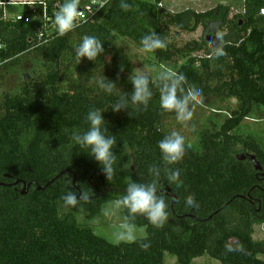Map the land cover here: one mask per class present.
Wrapping results in <instances>:
<instances>
[{
	"label": "trees",
	"instance_id": "trees-1",
	"mask_svg": "<svg viewBox=\"0 0 264 264\" xmlns=\"http://www.w3.org/2000/svg\"><path fill=\"white\" fill-rule=\"evenodd\" d=\"M165 1L126 0L130 7L124 10L121 0H110L92 22L34 50L28 42L35 33L32 24L3 29L7 47L0 60L12 59L0 72L14 70L25 58L42 63L43 71L21 72L19 91L0 99V264H167V255L175 264L201 258L264 264V239L255 232L264 228V149L253 136L238 133L254 109L264 107V17L259 15L264 0H243V12L232 17L229 3L200 13H172ZM85 2L80 0V6ZM199 27L204 34L216 27L218 51L204 37L186 44L191 57L176 73L184 75L185 90L199 87L206 98L236 104L220 126L199 133L195 146L186 143L176 161L178 187L167 180L163 169L172 166L164 164L158 148L168 135L164 118L175 112L160 107L158 78L148 77L153 95L147 107L131 103L133 86L124 77L129 62L114 43L123 37L143 47L144 36H158L166 46L152 53L166 64L177 51L167 29L191 34ZM85 36L96 37L104 47L93 61L76 55ZM224 69L229 75L223 78ZM97 75L115 83L111 94L96 82L87 83ZM215 79L212 87L209 81ZM121 102L126 109L113 112ZM94 109L104 111L105 134L116 140L111 179L87 149L71 141L72 131L88 129L86 116ZM152 166L162 170L157 196L165 200L164 222L154 226L136 215L130 222L145 228L146 237L131 243L111 244L96 236L92 223L104 219L102 209L123 196L129 182L152 183ZM68 192L77 195L75 207L64 204ZM189 196L192 206L186 204ZM80 214L89 222H79ZM127 215L124 209L113 221L122 223Z\"/></svg>",
	"mask_w": 264,
	"mask_h": 264
},
{
	"label": "clouds",
	"instance_id": "clouds-1",
	"mask_svg": "<svg viewBox=\"0 0 264 264\" xmlns=\"http://www.w3.org/2000/svg\"><path fill=\"white\" fill-rule=\"evenodd\" d=\"M79 6L80 0H63L53 19V24L59 36H64L78 27V18L83 16L78 10ZM100 6L103 7L102 4ZM120 6L124 10L130 7L126 0H121ZM141 43L146 52H152L166 46L164 41L152 34L144 36ZM103 51L104 47L96 37L85 36L76 50V55L80 59L86 58L93 61ZM217 54L222 55L223 53L218 52ZM158 80L160 107L165 111L175 112L176 120L180 123L190 120L193 115V108L203 103L201 89L192 86L185 90L184 75L171 70L160 72ZM96 83L100 89L109 94L112 93L115 87V83L108 79H100ZM149 83V78L145 74L141 73L131 77L133 90L130 100L133 105L147 107L153 95ZM122 109H126L123 102L112 107L113 112H120ZM103 113L104 111L99 109L90 110L86 116L88 129L83 133L72 131L71 141L80 148L87 149L89 156L99 165L102 174L106 179H111L117 159L113 151L116 140L114 136L105 134L104 125L106 121ZM186 146L184 134L178 131H172L158 143L164 164L172 166L171 168L165 167L163 172L167 180L176 182L178 187L182 182L179 180L181 170L176 166V161L183 154ZM161 171L159 167H150L149 172L156 178L152 183L129 182L125 194L111 201L102 209L103 216L117 219L120 218L122 210L127 209L128 215L122 218V230L116 235L117 241L129 243L136 241L135 226L130 222L136 215L145 216L154 226H159L166 219L165 200L157 196ZM81 198L88 199L87 195H83ZM62 199L66 207H75L78 203L77 195L73 192H68ZM186 204L192 206L194 204L193 197H187ZM144 247L146 248L147 245Z\"/></svg>",
	"mask_w": 264,
	"mask_h": 264
},
{
	"label": "rangeland",
	"instance_id": "rangeland-1",
	"mask_svg": "<svg viewBox=\"0 0 264 264\" xmlns=\"http://www.w3.org/2000/svg\"><path fill=\"white\" fill-rule=\"evenodd\" d=\"M165 3L167 4V9L172 13H177L184 10H192L198 13L205 12L214 8L218 3L232 4L229 17L240 14L239 12H243V1L241 0H166ZM164 4L163 6L165 7ZM213 28L214 27H211L210 33H212ZM167 32L168 42H170L177 51L175 52V56L173 57L172 61L166 64L157 62L152 52L144 51L143 47L134 43L132 40L128 38L117 37L114 46L118 50V52L129 62L130 71L128 74L125 73L124 76L127 82L130 83L131 77L141 73L147 75L151 80H156L160 72L164 70H171L176 72L182 65H184L186 60L191 57V53L186 56L187 52L185 51V45L193 41L200 42L202 37H204L205 40V36L207 35V33H209L206 32L204 34V31L201 27L197 28V30L191 34L177 32L173 28H168ZM226 32L227 31H225L224 33ZM212 48L215 49L216 52L218 51L216 47L212 46ZM215 54L213 55V60L211 62V70L213 72H215L216 68L215 56H218V54ZM42 71V63H39L38 61H35L33 59L26 60L25 58V61H22L18 66L15 67L14 70H11L8 73L0 72V76H2V82L0 81V99L6 93H15L19 91L18 89L20 87V82L18 80V76L21 72H34L38 74ZM72 75L74 76V78H76L74 72L72 73ZM228 75V70H222L223 78L227 77ZM100 78V75H97V77H94L90 82L88 81L87 83H95L100 80ZM209 84L214 87L217 84L216 79L209 81ZM202 100V105H197L196 107H194L192 117L190 118V120L184 123H180L176 120V114L170 113L169 115H167L164 118L163 130L168 134L172 131L181 132L186 138V143L195 146L198 142L199 133L202 130L213 129L220 126L223 123L224 119L227 117L228 110L234 109L236 104V101L233 99L218 100L202 96ZM238 133L242 136H253L264 149V107H256L249 118H247L241 125ZM77 219L79 222H89V220H87L86 216L83 214H80ZM113 219L114 218L104 217V219L101 221L93 222V232L96 236L105 239L111 244H118L120 242H124L117 241L116 239L117 233L122 230L121 223L119 222V220L114 222ZM135 230L137 239L146 237L145 228L135 227ZM255 232H257L256 238L259 237L258 239H264L263 227L257 228ZM165 261L167 264H175V258L168 255L165 258ZM193 264L218 263L208 258H201L195 260Z\"/></svg>",
	"mask_w": 264,
	"mask_h": 264
},
{
	"label": "built area",
	"instance_id": "built-area-1",
	"mask_svg": "<svg viewBox=\"0 0 264 264\" xmlns=\"http://www.w3.org/2000/svg\"><path fill=\"white\" fill-rule=\"evenodd\" d=\"M109 1L86 0L78 9L83 14L82 18H78V26L92 22ZM61 4L62 0H0V52L7 47L3 29L11 31L16 24L34 26L35 33L28 41L31 44L29 50L54 40L58 34L53 19ZM259 15L264 17V8L260 9ZM11 59H1L0 66L7 64Z\"/></svg>",
	"mask_w": 264,
	"mask_h": 264
},
{
	"label": "water",
	"instance_id": "water-1",
	"mask_svg": "<svg viewBox=\"0 0 264 264\" xmlns=\"http://www.w3.org/2000/svg\"><path fill=\"white\" fill-rule=\"evenodd\" d=\"M205 40L209 43L210 46H214L216 48L219 47L220 37H219V33L215 29V27L213 28L212 33H207V35L205 36ZM256 168H257V166H256ZM26 188H27V186L25 184H23L22 194H24L26 192Z\"/></svg>",
	"mask_w": 264,
	"mask_h": 264
},
{
	"label": "crops",
	"instance_id": "crops-1",
	"mask_svg": "<svg viewBox=\"0 0 264 264\" xmlns=\"http://www.w3.org/2000/svg\"><path fill=\"white\" fill-rule=\"evenodd\" d=\"M233 1V0H232ZM241 1H243V0H241ZM243 5V4H242Z\"/></svg>",
	"mask_w": 264,
	"mask_h": 264
}]
</instances>
